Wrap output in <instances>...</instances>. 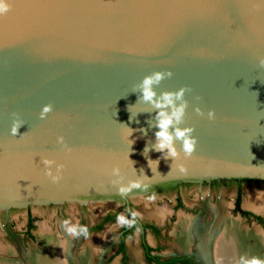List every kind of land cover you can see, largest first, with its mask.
I'll return each instance as SVG.
<instances>
[{
    "label": "water",
    "instance_id": "95a60500",
    "mask_svg": "<svg viewBox=\"0 0 264 264\" xmlns=\"http://www.w3.org/2000/svg\"><path fill=\"white\" fill-rule=\"evenodd\" d=\"M6 2L9 10L0 14V210L127 198L172 180H264V0ZM166 70L173 75L154 88L158 95L190 89L180 127H193L197 138L188 158L175 141L180 155L173 162L153 149L157 110L134 87ZM45 104L52 111L41 119ZM209 109L214 119L207 118ZM14 119L23 121L17 136L10 134ZM42 158L54 161L53 173L63 166L59 182L45 174ZM149 159L158 160L157 167ZM138 179L140 188L118 191Z\"/></svg>",
    "mask_w": 264,
    "mask_h": 264
},
{
    "label": "rangeland",
    "instance_id": "374dc122",
    "mask_svg": "<svg viewBox=\"0 0 264 264\" xmlns=\"http://www.w3.org/2000/svg\"><path fill=\"white\" fill-rule=\"evenodd\" d=\"M250 191L259 193L264 201V183L246 184L243 186L241 203L243 208H246L245 205H248L247 201H249ZM234 193V189L209 191L205 185L192 184L180 191V198L184 207H178L176 209H174V194L167 196H149L140 190H135L127 194V199L129 200L131 211L140 214L138 218L166 226V232L159 242L161 244L160 252L167 254L184 250L173 246L175 245V237L172 230L175 222L178 221L177 218L179 214L186 215V217H193L202 224L208 223L209 221L214 223L213 217H211L212 212H216V217L217 215L219 217L220 215L228 214L230 217L239 218L240 215L231 210ZM81 199L84 200L83 203L78 201H65L61 203L28 204L24 207H11L9 212L5 215H3L0 210V248L2 249V247H4L6 252L8 250L10 251H8L10 254L7 252L8 255L6 252L2 253L0 249V256H2V254L5 256L6 254V257L17 261L24 258L25 262H20L23 264H30L27 261V254L34 251L39 245L36 232L42 230L52 234L57 240L64 241L66 250L69 249L68 253L72 263H79L80 255L85 247L84 245L90 246L100 237L103 239L104 244L101 249H99V246L95 251L92 249L94 252L93 255H91V250L89 258L91 261L90 264H112L115 260L117 264H121L120 255H114V252L116 240L121 228L116 223V217L120 214L125 215L123 201L119 196L112 195ZM27 209H29L31 216L34 218V227L32 229V233L34 234L33 238L23 236ZM108 210L117 211L115 219L107 222L99 230L93 229L94 224L100 219V216ZM260 211L259 214L264 215V207ZM158 213L163 214L161 215V219L158 216L156 217ZM66 219L72 223L78 222L80 225L87 226L89 238H71L63 223ZM241 219L239 218V220H241V225H244V228H247V230L253 231L258 229L257 231L260 232L259 234L262 237V243L264 245V229L260 225L255 224L254 220H246L244 217ZM6 222L9 224V228L5 227ZM105 239L106 241H104ZM146 240L150 244H156V240L150 233L146 234ZM37 243L38 245L35 248L30 249V247L35 246ZM126 250L128 255L127 264H136V258H138V263L145 264L141 257L137 230L126 239ZM187 250L194 251L199 259V264H207L195 245L185 249V251ZM134 253H136L137 256H134Z\"/></svg>",
    "mask_w": 264,
    "mask_h": 264
},
{
    "label": "clouds",
    "instance_id": "9594fccd",
    "mask_svg": "<svg viewBox=\"0 0 264 264\" xmlns=\"http://www.w3.org/2000/svg\"><path fill=\"white\" fill-rule=\"evenodd\" d=\"M9 4L6 0H0V14H4L9 10ZM260 66L264 67V58L260 61ZM173 73L171 70L166 71H155L149 75H146L138 85L134 86L139 89L140 97L139 99L143 102H147L153 105L156 111V121L154 127L158 129L155 132V145L154 150L163 153L165 159L171 158L172 162L174 159L179 157L180 152L177 150L175 141L181 142V150L184 153L185 158L191 157L195 151L197 138L192 135L194 128L191 126L180 127L184 121L185 110L188 106L187 100H185V93L190 91L187 86H182L175 91H163L157 94L154 85H158L165 77H171ZM52 111L51 104H45L42 106L40 111V118L45 119L47 114ZM195 111L198 115L203 116V111L196 107ZM208 119H214L215 113L213 110L209 109L207 112ZM23 125V121L19 119H14L12 126L10 127V134L13 136L18 135L19 128ZM24 135V134H23ZM21 135V136H23ZM57 143L63 144L64 138L62 136L57 137ZM148 161L158 164V160L153 161L149 159ZM149 166L151 167V163ZM42 163L45 167V174L52 180L53 183L59 182L61 179L62 165H56V171L53 173L51 165L54 161L48 158H42ZM172 166V165H171ZM183 171V165H180ZM152 168V167H151ZM120 173V168L114 166L112 168V174L118 176ZM141 174L143 171L141 170ZM145 176V175H144ZM147 177V176H145ZM141 181L130 180L127 184H119L118 191L123 195L130 192L133 188H140ZM132 219H128L124 214H120L116 217V223L118 226H128L131 227L136 223L135 218L140 214L138 212L132 211L130 213ZM64 225L66 226V231L68 235L73 239H80L81 237L89 238V232L87 226L80 225L78 222L72 223L69 220H65ZM239 264H264V259L252 256V257H240Z\"/></svg>",
    "mask_w": 264,
    "mask_h": 264
},
{
    "label": "bare ground",
    "instance_id": "6f19581e",
    "mask_svg": "<svg viewBox=\"0 0 264 264\" xmlns=\"http://www.w3.org/2000/svg\"><path fill=\"white\" fill-rule=\"evenodd\" d=\"M247 202L250 207L258 211L264 207L262 196L254 191H250L249 201ZM161 215L163 214L158 213L156 217L160 218ZM240 221L237 217L233 218L224 214L216 217V212H213L214 223L209 221L202 224L190 217L182 216L173 228L174 241L177 246L186 247L192 241V235L194 234L197 238V245L201 249L207 264H239L241 256L249 258L256 256L264 259V245L260 232L257 231L258 229L247 230L244 225H241ZM95 241L90 246L84 245L79 263H72L68 253L69 250H66L64 241H59L52 234L41 230L39 232V245L34 251L27 254V261L30 264H90L91 250L95 251L98 246L99 248L103 246V239L100 237ZM1 250L2 253L6 252L4 247ZM7 252L6 254L10 251ZM0 264L23 263L2 254Z\"/></svg>",
    "mask_w": 264,
    "mask_h": 264
},
{
    "label": "flooded vegetation",
    "instance_id": "af4514ba",
    "mask_svg": "<svg viewBox=\"0 0 264 264\" xmlns=\"http://www.w3.org/2000/svg\"><path fill=\"white\" fill-rule=\"evenodd\" d=\"M262 183H264V180L244 179V178H214V179H203V180H172V181H166V182H161V183L145 186V187L140 188L139 190L141 192L149 195V196H167L170 194H174L175 195L174 209H176L178 207H182V208L184 207L183 202L180 198V191L183 188L188 187L192 184H200L202 186L205 185L209 191H219L221 189H226V190L234 189L235 193H234V198H233V202H232V206H231L232 212L239 214L240 219L242 217H244L246 220H254L255 224L260 225L264 229V215L259 214V212H261V211L254 210L253 208H251L245 204L244 205L246 206V208H243L241 205L243 186L246 184H262ZM238 197H240V199H239V203L237 205L236 199ZM119 198L123 201L122 203L124 205L123 207L125 208V217L128 219H132V217L130 215V213L132 211H131V206H130L129 200L127 198H124L121 196H119ZM9 210H10V208L8 210H3V211L1 210V212L3 213V215H5L9 212ZM243 212H246V213H243ZM107 214H115V217H116L117 211H109V210L106 211L104 214H102L100 216V219L94 224L93 229H96L95 227L99 224H101L103 226L107 222L110 221V220L104 219ZM182 216L186 217V215L179 214L177 220ZM187 217H190V216H187ZM211 217H213V212H212ZM190 218L196 220L193 217H190ZM160 219H161V217H160ZM135 220H136V223L133 224L131 227L123 226L120 228L119 235H118V238L116 240L114 255H120L121 264H127L128 263L127 262L128 261V255H127V250H126V239L128 237H130L135 230H137V232H138L141 257H142L145 264H159V262H166L169 260L175 261L176 262L175 264H199V259L193 250L185 251L186 248H188L190 246H194V245L197 247L199 252L201 251V249L197 245V238L194 234L192 235V241L186 247H179L176 244L173 245V243H172V245L174 247H177L179 249H184V250H181L178 252H171V253L163 254L160 252L161 244L159 241L164 236V234L166 232V228H165L166 226L165 225H159V224L152 222V221L142 220L138 217H136ZM174 226H175V224H174ZM5 227L9 228V224L7 222L5 223ZM33 227H34V218L31 216L29 209H27L26 222H25V227L23 229V236L33 238V236H34V234L32 233ZM97 230H99V229H97ZM38 233L39 232L37 231L36 236H37V240L39 242V234ZM147 233H150L154 237V239L156 240L155 245L150 244L146 240V234ZM192 233H193V231H192ZM171 234H172V232H171ZM172 236H173V234H172ZM122 237H123V240H122ZM121 240H122V243H121ZM105 241H106V239H105ZM37 245H38V243L35 246L30 247V249L35 248ZM146 246L149 247V249H147ZM101 248H102V246L99 249H101ZM120 248H123V250H121ZM93 253L91 255H93ZM200 253H201L202 257L204 258L202 251ZM133 255L137 256L136 253H134ZM5 256H6V254H5ZM136 259H137V262H136V264H137L139 261H138V258H136ZM19 260L22 262H25L24 258H21ZM204 260H205V258H204ZM113 263H116V260Z\"/></svg>",
    "mask_w": 264,
    "mask_h": 264
},
{
    "label": "trees",
    "instance_id": "16d2710c",
    "mask_svg": "<svg viewBox=\"0 0 264 264\" xmlns=\"http://www.w3.org/2000/svg\"><path fill=\"white\" fill-rule=\"evenodd\" d=\"M244 179H255V178H244ZM256 180H261V179H256ZM239 199H240V197H238L237 199H236V201H237V205H238V203H239ZM243 213H246V212H243ZM104 219H107V220H110V221H112V220H114L115 219V214H107L106 216H105V218ZM137 225V224H136ZM102 227V225L101 224H99V225H97L95 228L96 229H100ZM122 240H123V237H122ZM122 240H121V243H122ZM146 248L147 249H149V247H147L146 246ZM121 250H123V248H120ZM176 262L175 261H173V260H169V261H166V262H159V264H175Z\"/></svg>",
    "mask_w": 264,
    "mask_h": 264
}]
</instances>
